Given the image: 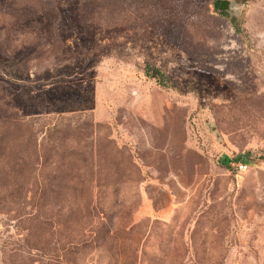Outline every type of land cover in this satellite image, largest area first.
<instances>
[{
  "label": "rangeland",
  "instance_id": "obj_1",
  "mask_svg": "<svg viewBox=\"0 0 264 264\" xmlns=\"http://www.w3.org/2000/svg\"><path fill=\"white\" fill-rule=\"evenodd\" d=\"M219 1L0 0V264H264V0Z\"/></svg>",
  "mask_w": 264,
  "mask_h": 264
},
{
  "label": "water",
  "instance_id": "obj_2",
  "mask_svg": "<svg viewBox=\"0 0 264 264\" xmlns=\"http://www.w3.org/2000/svg\"><path fill=\"white\" fill-rule=\"evenodd\" d=\"M229 6V3L225 0H220L217 5V10L220 12H225L227 11Z\"/></svg>",
  "mask_w": 264,
  "mask_h": 264
},
{
  "label": "trees",
  "instance_id": "obj_3",
  "mask_svg": "<svg viewBox=\"0 0 264 264\" xmlns=\"http://www.w3.org/2000/svg\"><path fill=\"white\" fill-rule=\"evenodd\" d=\"M218 2H215V6H217ZM230 23L232 24V27L234 28L235 31H238L237 30V26H235L234 24V19H230Z\"/></svg>",
  "mask_w": 264,
  "mask_h": 264
}]
</instances>
